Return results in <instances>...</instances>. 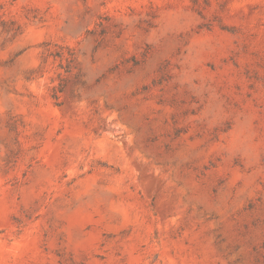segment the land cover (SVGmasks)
<instances>
[{
  "label": "rangeland",
  "instance_id": "1",
  "mask_svg": "<svg viewBox=\"0 0 264 264\" xmlns=\"http://www.w3.org/2000/svg\"><path fill=\"white\" fill-rule=\"evenodd\" d=\"M0 264H264V0H0Z\"/></svg>",
  "mask_w": 264,
  "mask_h": 264
},
{
  "label": "trees",
  "instance_id": "2",
  "mask_svg": "<svg viewBox=\"0 0 264 264\" xmlns=\"http://www.w3.org/2000/svg\"><path fill=\"white\" fill-rule=\"evenodd\" d=\"M64 89L62 81L59 83L58 87L54 90L52 98L57 102L58 101V93H61Z\"/></svg>",
  "mask_w": 264,
  "mask_h": 264
}]
</instances>
